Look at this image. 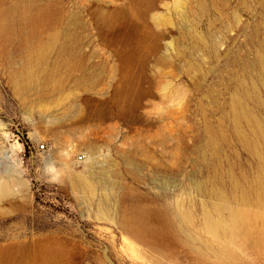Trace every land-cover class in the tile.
<instances>
[{"label": "rangeland", "instance_id": "obj_1", "mask_svg": "<svg viewBox=\"0 0 264 264\" xmlns=\"http://www.w3.org/2000/svg\"><path fill=\"white\" fill-rule=\"evenodd\" d=\"M8 177L13 264H264V0H0Z\"/></svg>", "mask_w": 264, "mask_h": 264}, {"label": "bare ground", "instance_id": "obj_2", "mask_svg": "<svg viewBox=\"0 0 264 264\" xmlns=\"http://www.w3.org/2000/svg\"><path fill=\"white\" fill-rule=\"evenodd\" d=\"M5 26H6V29L10 30L11 29L10 28L11 22H8ZM125 81H127V80H125ZM6 155H7V157H10L9 154H6ZM15 179H16V177H15ZM17 180H19V179H17ZM21 182H22V180H21ZM11 183H12L11 177L0 180V194H2L4 196L10 194L12 192ZM152 230H156V228L152 227ZM34 253H36V256L38 259L39 258L40 259L45 258V259L51 260L55 257L54 252H51L48 250L46 251L43 249H39L37 252H34ZM13 255L14 254H13L12 248L0 249V264H13V262H15L14 261L15 259L13 260V257H12ZM16 264H24V261L18 260L16 262Z\"/></svg>", "mask_w": 264, "mask_h": 264}, {"label": "built area", "instance_id": "obj_3", "mask_svg": "<svg viewBox=\"0 0 264 264\" xmlns=\"http://www.w3.org/2000/svg\"><path fill=\"white\" fill-rule=\"evenodd\" d=\"M40 148H42V149H44V150H47V149H50V145L48 144V143H42L41 145H40ZM80 158H82V156L80 157Z\"/></svg>", "mask_w": 264, "mask_h": 264}]
</instances>
